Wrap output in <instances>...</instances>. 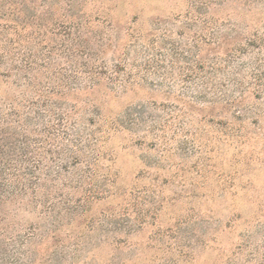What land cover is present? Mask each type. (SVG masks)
I'll use <instances>...</instances> for the list:
<instances>
[{"label":"rangeland","instance_id":"obj_1","mask_svg":"<svg viewBox=\"0 0 264 264\" xmlns=\"http://www.w3.org/2000/svg\"><path fill=\"white\" fill-rule=\"evenodd\" d=\"M31 1L22 49L62 33L36 50L80 122L115 128L102 169L117 181L93 229L64 226L0 264H264V0ZM62 15L67 38L51 26ZM15 82L0 93L32 94Z\"/></svg>","mask_w":264,"mask_h":264},{"label":"trees","instance_id":"obj_2","mask_svg":"<svg viewBox=\"0 0 264 264\" xmlns=\"http://www.w3.org/2000/svg\"><path fill=\"white\" fill-rule=\"evenodd\" d=\"M56 2L62 5L60 0ZM26 5L27 0H0V78L6 82L15 78L19 90L23 85L33 87L32 94L0 93L1 260L14 254L25 256L24 245L36 237H48L57 245L58 233L64 226L93 229L91 209L111 197L105 187L110 183L108 186L115 189L117 181L116 174L104 177L102 169L103 161L113 162L112 155L103 152L104 134L115 128L95 132L88 127L94 121L80 122L76 102L70 106L63 94H54L52 90L57 77L54 63L48 58L50 61L45 64L36 50L48 45L51 54L54 38L62 33L46 29L37 33L41 38L32 49H22ZM71 17L62 15L51 24L68 28L64 38L77 25ZM34 20L36 27H41L40 18ZM42 69L47 71V80L53 87L46 92L37 88ZM98 77L92 71L93 85ZM22 214H28L32 222H21L18 217ZM73 246L78 248L79 244ZM62 247L58 253L61 257Z\"/></svg>","mask_w":264,"mask_h":264}]
</instances>
